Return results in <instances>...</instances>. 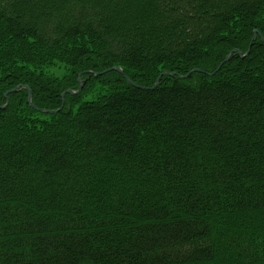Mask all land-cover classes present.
I'll return each instance as SVG.
<instances>
[{
	"label": "trees",
	"instance_id": "trees-1",
	"mask_svg": "<svg viewBox=\"0 0 264 264\" xmlns=\"http://www.w3.org/2000/svg\"><path fill=\"white\" fill-rule=\"evenodd\" d=\"M260 35L264 0H0V264H264Z\"/></svg>",
	"mask_w": 264,
	"mask_h": 264
},
{
	"label": "water",
	"instance_id": "water-1",
	"mask_svg": "<svg viewBox=\"0 0 264 264\" xmlns=\"http://www.w3.org/2000/svg\"><path fill=\"white\" fill-rule=\"evenodd\" d=\"M257 31L255 30L254 31V34L256 33ZM260 38L263 40L264 38L260 35ZM264 41V40H263ZM233 51V50H232ZM232 51L226 56V58H225V60L224 61H228L229 59H230V57H231V54H232ZM239 54H240V52H239ZM223 61V62H224ZM222 62V63H223ZM115 69H117L119 72H121V68H119V67H115ZM195 71H199L198 69H195ZM190 73V72H189ZM188 73V74H189ZM159 78H160V76L158 77V79L156 80V82H155V84H157V82L159 81ZM82 83H83V81H80V89H81V85H82ZM19 87L20 86H17V87H15V88H13V89H11V90H9V91H7V93L5 94L6 96H7V94L8 93H10V92H15V91H17L18 89H19ZM22 87H25V88H27L28 89V98H27V101H28V103L32 106V103H31V91L29 90V88L27 87V86H22ZM67 92H70V93H77V92H79V89L75 92H73V91H71V90H67ZM62 95H64V94H62ZM7 103H8V100H6V103L4 104V105H2V106H0V109H2V108H4L6 105H7ZM46 111V110H45ZM49 112H52V113H54L55 111H49Z\"/></svg>",
	"mask_w": 264,
	"mask_h": 264
},
{
	"label": "rangeland",
	"instance_id": "rangeland-1",
	"mask_svg": "<svg viewBox=\"0 0 264 264\" xmlns=\"http://www.w3.org/2000/svg\"><path fill=\"white\" fill-rule=\"evenodd\" d=\"M262 40V39H261ZM264 40V39H263ZM262 40V41H263ZM264 42V41H263ZM254 51V49H253V47H252V51H251V45L247 48V51L244 53V54H241L240 56L241 57H245V56H247V55H249L250 53H252ZM229 54V53H228ZM253 54V53H252ZM231 58V57H230ZM219 69V67L216 69V70H218ZM216 70H215V72H216ZM80 81H82V79H79V83H80ZM84 86V82L82 83V85H81V88ZM17 87V86H16ZM15 88V87H14ZM79 89V91H80V84L78 85V88L76 89V90H71V91H77ZM63 99H64V97H63ZM86 100H90V99H92V96L91 95H88L86 98H85ZM31 103H32V99H31ZM32 106H35V105H33V103H32Z\"/></svg>",
	"mask_w": 264,
	"mask_h": 264
},
{
	"label": "bare ground",
	"instance_id": "bare-ground-1",
	"mask_svg": "<svg viewBox=\"0 0 264 264\" xmlns=\"http://www.w3.org/2000/svg\"><path fill=\"white\" fill-rule=\"evenodd\" d=\"M235 51V50H234Z\"/></svg>",
	"mask_w": 264,
	"mask_h": 264
}]
</instances>
